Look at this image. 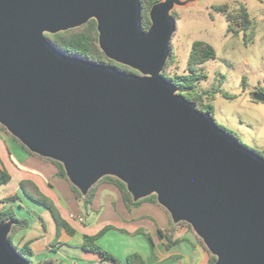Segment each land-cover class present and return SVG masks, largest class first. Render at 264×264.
<instances>
[{
  "label": "water",
  "instance_id": "obj_1",
  "mask_svg": "<svg viewBox=\"0 0 264 264\" xmlns=\"http://www.w3.org/2000/svg\"><path fill=\"white\" fill-rule=\"evenodd\" d=\"M181 3L155 2L144 29L141 0H0V123L61 162L84 195L107 175L134 200L156 194L213 264H264V155L163 74ZM90 19L105 55L136 72L68 55L46 37ZM14 223L0 221V264H31L10 240Z\"/></svg>",
  "mask_w": 264,
  "mask_h": 264
},
{
  "label": "crops",
  "instance_id": "obj_2",
  "mask_svg": "<svg viewBox=\"0 0 264 264\" xmlns=\"http://www.w3.org/2000/svg\"><path fill=\"white\" fill-rule=\"evenodd\" d=\"M0 167L12 176L9 182L0 186V211L12 205L19 218L29 221L26 228L14 235L13 242L19 248L27 245L32 249L34 264L45 261H51L50 264H115L82 247L84 235H94L106 226L112 228L97 242L123 261L129 254L137 252L145 264H209L210 251L186 224L173 221L172 237L180 242L171 247H166V238L157 236L159 228L166 229L173 224L170 213L162 205L145 201L128 208L118 186L102 182L86 211L71 182L58 174L54 162L30 153L19 141L1 130ZM21 181L32 182L47 196L73 233L65 227L58 232L53 212L26 194ZM15 193L19 198L13 202L2 201ZM80 217L84 220L80 221ZM144 232L153 236V247Z\"/></svg>",
  "mask_w": 264,
  "mask_h": 264
},
{
  "label": "rangeland",
  "instance_id": "obj_3",
  "mask_svg": "<svg viewBox=\"0 0 264 264\" xmlns=\"http://www.w3.org/2000/svg\"><path fill=\"white\" fill-rule=\"evenodd\" d=\"M181 1L172 11L177 29L172 38L174 61L167 73L189 72L187 61L195 40L212 44L216 56L201 65L207 78L197 82V90L212 95L218 124L264 155V101L253 98L254 92L264 91V0ZM225 4L232 13L245 4L251 28L237 34L229 31L225 15L216 9Z\"/></svg>",
  "mask_w": 264,
  "mask_h": 264
},
{
  "label": "trees",
  "instance_id": "obj_4",
  "mask_svg": "<svg viewBox=\"0 0 264 264\" xmlns=\"http://www.w3.org/2000/svg\"><path fill=\"white\" fill-rule=\"evenodd\" d=\"M157 1L159 0H141L142 2V24H143L144 29H148L151 24L150 15H149L150 9L152 5ZM216 9L218 12H221L222 14L225 15L226 20L228 22V30L233 31L236 34L239 33L240 31L249 30L253 24L250 13L245 4H241L239 8L235 11V13L230 12L226 4L218 5L216 6ZM173 15H174V12H173ZM46 37L50 41H52L60 50H62L68 55H77L82 58L94 60L100 63L115 65L118 68L128 71V72H136V70L126 65L117 63L113 61L112 59L108 58L105 55V53L101 50L100 45H99V32L97 28V21L95 19H90L88 22L84 23L81 26L71 28L65 31H60L57 33H46ZM215 56H216V49L212 44L204 40H195L192 43L189 58L187 61V68L189 72L183 75H180L177 73L168 74L167 68L174 61V51H173V46L171 44V53L167 60L165 68L163 70V74L168 79H170L176 84L178 88V92L180 94H183L188 99L195 101L197 103V107L200 110L209 111L214 117H215V108H214V105L212 104V99H213L212 95L208 93V91L200 92L199 90H197L196 84L198 81L207 78V74L201 72V65L205 63L206 61L212 58H215ZM223 94L224 96H227V97L229 96L227 93H223ZM220 127L225 129L228 133L235 134L231 129L225 126L220 125ZM0 130L4 131L5 133L12 136L14 139L19 141L20 144L25 149H27L30 153L34 155H38L30 151L28 147H26L17 137L12 135L7 130V128L1 123H0ZM240 141L242 142L241 139ZM254 150L260 152L257 149H254ZM44 158L54 162L58 167V174L66 178L67 180H69L66 174L65 168L61 162L51 159V158H47V157H44ZM11 178H12L11 174L7 170L0 167V186L9 182ZM102 182H111L115 184L116 186H118V188L122 192L124 203L126 204L128 208L137 206L145 201H150V202L159 204L156 194L149 195L140 200H134L131 193L127 189L126 184L122 180H120L119 178L115 176L107 175L101 178L95 185H93V187L90 189V191L86 195L82 194L81 191L75 185L71 183L76 196L82 201V205L86 211L89 209L90 205L92 204L95 192L98 186ZM20 185L22 189L24 190V192L28 194L31 198H33L34 200L50 208V210L53 212L56 218V222L58 225V232L61 227H65L71 233H73V230L69 227L68 223L64 221L57 213V210L53 202L47 196L42 194L32 182L21 181ZM17 198H19V195L15 193V194L5 197L2 201L13 202ZM8 219H13L15 221L12 227V231L10 233V240L14 244L13 242L14 235L18 231L26 228L29 224V221L25 218H19L15 214L12 205H10L6 210L0 211V221H5ZM172 223H173V220H172ZM176 224H186L192 231H194L192 226L185 221H181ZM110 228L112 227L106 226L94 235H84L82 247L84 249L99 253L102 259L112 260L114 261L115 264H145L144 259L140 253H137V252L131 253L127 256L126 260L123 261L119 259L118 257H116L114 254H112L110 251L104 249L102 246L98 244L97 240L101 236H103L105 232L109 230ZM174 228H175V224L173 223L170 227L166 229L159 228L157 230V236L159 238L167 239L165 243L166 247H171L174 244L180 242L179 239H173L172 237ZM144 234L149 240L151 246L153 247L155 244L153 236L147 232H144ZM199 240L204 245V247L207 248V246L205 245V243L200 237H199ZM15 246L18 248L19 252H21L24 255V257H26L31 262V264H34L33 259H32L33 251L30 247H28L27 245H24L21 248H19L17 245ZM216 259L217 257L210 253L209 264H213L216 261ZM50 262L51 261H45L40 264H50Z\"/></svg>",
  "mask_w": 264,
  "mask_h": 264
},
{
  "label": "built area",
  "instance_id": "obj_5",
  "mask_svg": "<svg viewBox=\"0 0 264 264\" xmlns=\"http://www.w3.org/2000/svg\"><path fill=\"white\" fill-rule=\"evenodd\" d=\"M71 216H72V217H74V215H73V214H72ZM79 220H80V221H83V220H84V218H83V217H80V218H79Z\"/></svg>",
  "mask_w": 264,
  "mask_h": 264
}]
</instances>
